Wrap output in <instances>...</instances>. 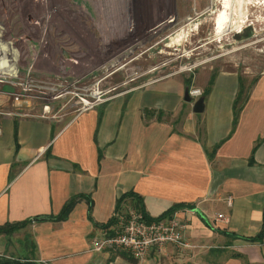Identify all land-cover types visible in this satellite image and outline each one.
<instances>
[{
	"label": "crops",
	"instance_id": "crops-1",
	"mask_svg": "<svg viewBox=\"0 0 264 264\" xmlns=\"http://www.w3.org/2000/svg\"><path fill=\"white\" fill-rule=\"evenodd\" d=\"M55 1L0 0V27L27 44L31 65L42 55L49 65L57 49H70L56 24L51 26ZM57 1L70 9V0ZM14 6L23 12L16 26L9 13ZM14 51L5 44L0 59H10L11 52L16 57ZM34 68L51 75L49 67ZM216 73L206 95L212 74L195 77L205 97L200 113L185 100L187 81L179 77L136 86L76 114L44 109L24 115L0 95V226L24 223L0 232V258L42 264H264V237L246 239L264 223V72L249 82L243 76L247 98L236 120L241 74ZM74 197L73 209L59 219ZM131 209L152 219L175 214L197 247L186 252L168 244L142 260L125 251L93 250V239L112 232L116 215ZM219 213L228 220L218 219Z\"/></svg>",
	"mask_w": 264,
	"mask_h": 264
},
{
	"label": "rangeland",
	"instance_id": "rangeland-1",
	"mask_svg": "<svg viewBox=\"0 0 264 264\" xmlns=\"http://www.w3.org/2000/svg\"><path fill=\"white\" fill-rule=\"evenodd\" d=\"M70 2V9H63L56 0L57 11L51 14V26L56 24L70 49L65 53L57 49L49 65L45 55L31 65L27 44L0 27V50L6 44L17 53L0 59V95L8 98V108L18 102L13 96L20 93L31 102L20 106L25 113H42L48 107L51 114H76L81 98L90 102L110 98L168 78L191 79L187 87L193 89L199 88L195 77L206 71L238 70L247 82L264 72V0ZM21 11L15 6L10 10L11 25ZM249 24L253 35L237 40L235 33ZM179 34L184 37L174 41ZM3 65L9 66L7 73L1 71ZM33 66L49 67L51 75H39ZM48 82L51 86H42Z\"/></svg>",
	"mask_w": 264,
	"mask_h": 264
},
{
	"label": "built area",
	"instance_id": "built-area-1",
	"mask_svg": "<svg viewBox=\"0 0 264 264\" xmlns=\"http://www.w3.org/2000/svg\"><path fill=\"white\" fill-rule=\"evenodd\" d=\"M15 85H21V83ZM34 86H41V84L35 82ZM42 86H51V82ZM201 94V88L190 89V95L194 99H197ZM13 98L15 101H21L29 98V96L19 93L15 94ZM102 99L107 98L98 97L92 102L81 98L80 101L77 102V104H82L78 112L93 107L98 101H102ZM46 109H48V107H46L45 110ZM28 114L29 113H24V115ZM228 202L230 205L232 204L231 198H229ZM217 218L224 221L228 220L223 213H219ZM186 231L187 223L178 219L175 214L149 220L143 211L131 209L127 213H118L116 215V221L112 232H108L102 237L93 239V250H111L113 252L125 251L138 260L146 258L151 249H161L168 244H173L183 251L190 252L197 247V244L193 243L186 236Z\"/></svg>",
	"mask_w": 264,
	"mask_h": 264
},
{
	"label": "trees",
	"instance_id": "trees-1",
	"mask_svg": "<svg viewBox=\"0 0 264 264\" xmlns=\"http://www.w3.org/2000/svg\"><path fill=\"white\" fill-rule=\"evenodd\" d=\"M216 74H217L216 72L212 74L211 81L209 82V86L207 87V89L205 91V95L210 92L211 86L214 83ZM186 81H187L186 84L190 85L191 79H189V80L187 79ZM246 98H247V95H245L244 77L240 75V88H239V92H238L237 98H236L235 103H234L235 120L238 119L239 112H240L241 108L243 107V105H244V103L246 101ZM131 195H132V192L126 193L120 198V200L118 202V205H117V210H119L121 201L126 199L128 196H131ZM76 201H77V197H74V198L71 199L70 202H68L66 204V206L64 207L61 215L59 216V219H64V218H66L68 216L69 212L73 209ZM139 204L140 203H138V205ZM90 210H91V207L89 209V217H92V215L90 213L91 212ZM148 219L150 220L152 218H148ZM112 222H114V217L111 219L110 223H112ZM23 225H24V223H16V224H9L8 223L6 225L0 226V232H10V231H13L15 229L20 228ZM232 236L233 237H239L240 235L232 233ZM263 237H264V223H263V227H262L261 231L256 236L250 237V238H246V239H249L251 241H262ZM0 264H42V263L29 262V261L28 262H21L19 260H11V259H7V258H0Z\"/></svg>",
	"mask_w": 264,
	"mask_h": 264
},
{
	"label": "water",
	"instance_id": "water-1",
	"mask_svg": "<svg viewBox=\"0 0 264 264\" xmlns=\"http://www.w3.org/2000/svg\"><path fill=\"white\" fill-rule=\"evenodd\" d=\"M254 33V28L251 24H249L248 26L244 27L243 29H239L236 33H235V38L239 41L245 40L247 38H249L250 36H252ZM185 100L188 102H193V110L197 113L203 112L205 109V97L204 96H200L197 99H194L191 95H190V89L189 87L186 88L185 90ZM16 106L20 107H27L31 105V102L29 100H21L15 103ZM38 219V218H37Z\"/></svg>",
	"mask_w": 264,
	"mask_h": 264
},
{
	"label": "bare ground",
	"instance_id": "bare-ground-1",
	"mask_svg": "<svg viewBox=\"0 0 264 264\" xmlns=\"http://www.w3.org/2000/svg\"><path fill=\"white\" fill-rule=\"evenodd\" d=\"M246 9V8H245ZM245 11V10H244ZM218 17H219V15L217 14V16H216V19H215V24H217L218 23V21H219V19H218ZM184 36H182V34L180 35H178V38L176 39V40H174V41H180L182 38H183Z\"/></svg>",
	"mask_w": 264,
	"mask_h": 264
}]
</instances>
